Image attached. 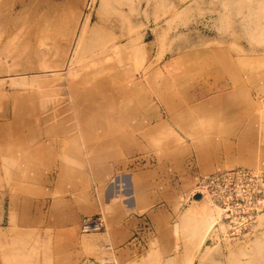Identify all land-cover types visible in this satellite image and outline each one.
<instances>
[{
    "label": "rangeland",
    "instance_id": "obj_1",
    "mask_svg": "<svg viewBox=\"0 0 264 264\" xmlns=\"http://www.w3.org/2000/svg\"><path fill=\"white\" fill-rule=\"evenodd\" d=\"M234 168L264 174V0H0V264H264V198L216 241L198 184Z\"/></svg>",
    "mask_w": 264,
    "mask_h": 264
},
{
    "label": "built area",
    "instance_id": "obj_2",
    "mask_svg": "<svg viewBox=\"0 0 264 264\" xmlns=\"http://www.w3.org/2000/svg\"><path fill=\"white\" fill-rule=\"evenodd\" d=\"M199 187L221 211L226 226L222 240L233 242L244 239L255 222L264 198V174L247 168H234L209 175L199 181ZM103 227L98 214L83 217V232L98 231ZM109 248V246H107ZM80 264H117L111 259H83Z\"/></svg>",
    "mask_w": 264,
    "mask_h": 264
},
{
    "label": "crops",
    "instance_id": "obj_3",
    "mask_svg": "<svg viewBox=\"0 0 264 264\" xmlns=\"http://www.w3.org/2000/svg\"><path fill=\"white\" fill-rule=\"evenodd\" d=\"M84 216H85V215H84ZM84 216H83V217H84ZM81 218H82V217H81ZM81 218H80V220H81ZM80 220L78 221V223L80 222ZM187 254H188V255H194V256L197 255V253H187ZM199 254H201V252H200ZM82 259H83V258H82ZM82 259H80L79 262H78L77 264H80L81 261H82ZM192 261H193V263H195L197 260H196V258H193Z\"/></svg>",
    "mask_w": 264,
    "mask_h": 264
},
{
    "label": "water",
    "instance_id": "obj_4",
    "mask_svg": "<svg viewBox=\"0 0 264 264\" xmlns=\"http://www.w3.org/2000/svg\"><path fill=\"white\" fill-rule=\"evenodd\" d=\"M202 194L201 193H197L196 195H194V199H199L201 198Z\"/></svg>",
    "mask_w": 264,
    "mask_h": 264
},
{
    "label": "bare ground",
    "instance_id": "obj_5",
    "mask_svg": "<svg viewBox=\"0 0 264 264\" xmlns=\"http://www.w3.org/2000/svg\"><path fill=\"white\" fill-rule=\"evenodd\" d=\"M228 67V66H227ZM229 69V68H228ZM231 93V92H230ZM180 110V109H179ZM178 111V110H177ZM177 111H175V112H177ZM171 117V116H170ZM176 121V120H175ZM186 121V120H185ZM173 123H174V121H173ZM180 124V123H179ZM178 124V125H179ZM184 124V123H183ZM176 125V124H175ZM180 126V125H179ZM160 130H163V129H160ZM165 131V130H164ZM162 132V131H161Z\"/></svg>",
    "mask_w": 264,
    "mask_h": 264
}]
</instances>
